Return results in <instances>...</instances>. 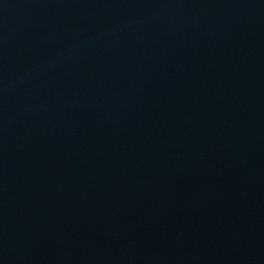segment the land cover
I'll return each mask as SVG.
<instances>
[{"label":"water","instance_id":"obj_1","mask_svg":"<svg viewBox=\"0 0 264 264\" xmlns=\"http://www.w3.org/2000/svg\"><path fill=\"white\" fill-rule=\"evenodd\" d=\"M0 264H264V0H0Z\"/></svg>","mask_w":264,"mask_h":264}]
</instances>
